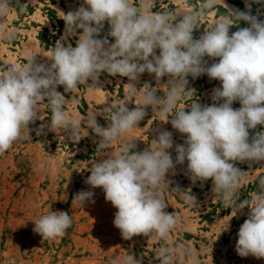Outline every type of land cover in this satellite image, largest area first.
<instances>
[{"label": "clouds", "instance_id": "1", "mask_svg": "<svg viewBox=\"0 0 264 264\" xmlns=\"http://www.w3.org/2000/svg\"><path fill=\"white\" fill-rule=\"evenodd\" d=\"M155 3L140 0L136 6L133 0H83L76 10L61 12L65 36L52 48L50 65L37 63L36 57L29 55L23 66L10 65L0 71V155L21 139H31L33 129L29 125L39 119L41 104H46L52 114L48 131L63 129L78 143L83 124L98 137L95 142L99 150L138 128L150 107L152 113L165 118L164 123L170 122L173 129L186 136L182 144H175V160L169 151L174 146L172 132L157 129L152 146L138 152L133 151L135 142L122 141L117 153L94 162L85 181L91 189L101 188L105 200L117 209L113 223L122 237L130 240L142 234L167 239L178 217L165 211L168 205L161 190L172 183L167 175H175L176 166L187 161L192 183L211 179L214 197L222 198L226 208L232 209L231 219L249 209L237 234L236 253L264 258V178L258 180V190L241 201L245 171L235 166V162H264V131L250 136V130L264 126V20L259 19V9L257 15L251 13L252 3L264 5V0H246L247 11L231 9L224 0H201L197 8L179 14L171 10L153 12ZM218 3H223L228 14L194 38L200 19ZM27 7L20 0H0V20L14 9L22 12ZM241 21L248 26L238 27ZM105 22L112 43L107 37L98 38ZM233 26L238 30L230 32ZM77 35L75 47L70 43L65 46L63 41ZM15 38L16 30L0 23V40L11 42ZM205 57L219 59L209 65ZM105 72L128 78L129 99L140 91L135 85L145 72L154 75L156 86L145 82L139 106L132 109L129 100L108 102L104 107L107 127L98 123L94 112L83 119H71L64 110L67 100L57 88L63 86L65 93H71L80 85H88L91 90ZM202 75L221 83L212 90L213 103L201 105L195 101L176 110L185 96L195 93L188 87L187 78ZM164 77H168L167 82L161 83ZM162 88L166 91L158 96ZM237 101L241 106L234 109L233 102ZM36 133H44L42 125ZM173 189L185 192L179 187ZM186 192V201L196 205L191 190ZM93 197L91 190L80 191L73 200L83 206L85 202L94 203ZM230 220L222 232L230 229ZM33 222V231L48 240L64 236L72 218L68 212L49 210ZM189 256L192 264H198L183 244L164 245L155 253L159 264H184ZM123 264H143V260L128 255Z\"/></svg>", "mask_w": 264, "mask_h": 264}, {"label": "rangeland", "instance_id": "2", "mask_svg": "<svg viewBox=\"0 0 264 264\" xmlns=\"http://www.w3.org/2000/svg\"><path fill=\"white\" fill-rule=\"evenodd\" d=\"M133 2L139 6L140 0ZM200 2L156 0L152 11L171 10L179 14L197 8ZM20 3L28 4L25 11L14 9L0 20L4 27L16 30L15 40H0V71L10 65L23 66L29 55L36 57L37 63L50 65L48 58L52 48L65 36L61 12L66 14L76 10L83 0H20ZM224 3L231 9L247 11L246 0H224ZM258 9L259 19L264 20V5L252 3L253 15H257ZM227 14L223 3H218L200 19L199 28L193 32V37L199 38L209 25ZM247 26L241 21L238 27ZM236 30L237 27L233 26L230 32ZM108 32L109 25L105 22L98 38L107 37L112 43L114 39L108 36ZM77 39L78 35L69 36L63 42L65 46L70 43L75 47ZM156 54H159V50ZM218 59L205 57L209 65L218 62ZM167 79L162 78L161 83H166ZM187 79L188 87L194 89L195 93L185 96L176 110L187 108L195 101L201 105H211L212 90L221 87L220 81L209 79L207 75L195 79L189 76ZM145 82L156 86L154 75L145 72L135 85L137 89L141 88L140 91L130 99L127 96L128 78L110 76L106 72L100 75L98 84L91 90L88 85H80L71 93H65L63 86H59L57 91L65 96L67 103L64 110L71 119H83L88 113L94 112L98 123L107 127L104 107L108 102L115 104L129 100L130 109L139 106V95L143 92ZM165 91L162 88L157 95L163 96ZM240 106L238 101L233 102L234 109ZM39 109V119L29 125L33 129L31 139H21L0 155V264H123L128 255L142 258L143 264H159L155 259L157 249L164 245L179 244L191 250L198 264H264V258L257 259L251 255L240 257L235 251L237 234L247 219L249 209H243L231 219L232 209L226 208L222 198L214 197L211 179L192 183L187 174V161L176 166L175 175H167L166 179L172 183L169 188L161 190V197L168 205L165 211L175 212L178 217L177 226L166 240L142 234L125 240L114 226L117 209L105 200L101 188L91 189L85 183L91 174L89 170L96 160L117 153L124 140L136 143L133 151H143L152 146V139L158 134L157 129L172 132L174 146L169 151L175 160V144H182L186 136L173 129L170 122L164 123L165 118L158 112L152 113L151 108H147L148 115L138 128L114 141L109 148L99 150L95 142L98 137L83 124L80 131L82 138L78 143L69 139L63 129L55 133L48 131L51 111L46 104H41ZM41 125L44 133L37 135L36 130ZM256 131H264V126L250 130V136ZM235 166L245 171L240 189V200L243 201L258 190V180L264 178V162H235ZM176 187L185 192L174 190ZM189 189L197 199L196 205L189 204L185 199ZM89 190L94 192V203L85 202L82 206L79 201L73 200L78 192ZM49 210L68 212L72 224L64 236L43 240L33 231V221ZM228 220L230 229L222 232ZM184 264H192L191 256L185 259Z\"/></svg>", "mask_w": 264, "mask_h": 264}]
</instances>
